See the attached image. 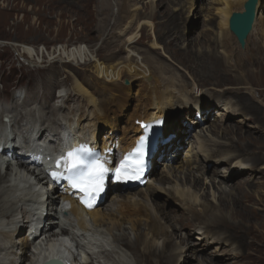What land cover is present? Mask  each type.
Masks as SVG:
<instances>
[{"label":"rangeland","instance_id":"374dc122","mask_svg":"<svg viewBox=\"0 0 264 264\" xmlns=\"http://www.w3.org/2000/svg\"><path fill=\"white\" fill-rule=\"evenodd\" d=\"M103 1L104 0H0V103L3 105L6 103L12 104L13 102L15 103V99H21L22 101L24 96L27 95V98H30L29 100L32 102L28 108L35 110V108H39L40 101H42L47 106L49 105L47 104L48 102L52 105L48 107V109H45L49 111V108H52L54 103L59 104L61 102L58 101L60 100L58 96L64 89L61 88L62 85L69 89L72 87L71 85L74 83L73 78L75 77L80 84L86 89L88 88L87 90L91 95L95 98L97 97L96 99H98L100 103L102 102L101 111L104 115L103 117L101 116V121L107 117L110 124L109 115L111 116L112 114H117L123 119L119 124L120 129L117 131L118 136H120L124 133L126 122L134 113L136 104L141 98V96L137 94L138 90L141 89L139 86L141 79L135 78L133 80L129 79V76H125L122 82L119 81V85L126 87V90L121 91L118 90L117 87V89H115V86L103 80L102 77H97L95 71L91 69L95 65L94 63L102 66H115L120 62L127 61L134 54L136 61L138 60L141 63L150 62L155 74L157 73L156 76H161L158 70L160 71V68L164 66L170 68V71L165 72L167 76L173 73L180 76L183 75L187 82L191 83V85L193 84L191 87H193L194 96L199 95L201 99L216 97L212 100L217 102V104L212 106L211 110L208 111V116L204 117L205 120H207V118L209 120L204 123L202 122L200 127L196 126L192 134H200L204 138L218 142H227V139L221 136V132L219 135H216L209 131V126L211 124L222 123L224 127H228L234 131V138L236 137L235 141H237L239 136L245 135L246 132L259 130L258 133L254 134V137L261 142L248 146V152H245L243 156V163L241 165H234V169L233 166L227 165L225 160L220 161L217 158L203 160L205 164L204 172L201 173V175L200 173L197 175L203 178L205 182L204 187L199 190L191 186L190 183L184 186L185 190H189L190 192L195 191V194L198 196L197 204L193 205V208L196 211L201 209V204L204 203L202 198L203 194H209V201L216 203L219 193L222 190H225L227 193L230 192L231 187L237 184L239 180L247 177L248 174L250 176L252 172H254L252 173V180L254 182L252 184L257 183L251 189L248 188L249 183L244 185V187L247 189V193L250 194L251 191L254 193L256 197L255 200H258V204L254 205L252 202H247L254 207V209L250 211L251 215L245 211L246 206L244 204L238 207L244 214H235L234 221L229 218L226 226H208L207 229L212 232L214 236L208 234L207 238H204V241L203 237H205V234H203L201 227L205 225V219L189 220V215L183 218L177 217L176 214H186L182 212V205L180 204L181 199L177 196H173V193H171L172 196H170V198H172V200L170 201L166 199V197L170 195L166 194V192H162V196H157L156 198L158 200H153L150 197H133V200L138 201L142 198V202L150 204L149 209L143 212L145 215L143 217L144 220H146L147 213L149 212L154 216H158L162 222H165L164 217H166L167 214H171L174 218L180 219L182 226H184L183 229H176L175 232L174 229L170 227L168 233H166L168 237H170L172 232L177 235L174 249L177 250V247L179 248L177 251L180 250L179 253L176 251L178 255L176 260L171 259L174 261L167 262V264H264V245L258 246L255 244V241L253 242V234L255 232L259 238L261 234L264 235V174H262L263 171H259L264 161L258 164L256 169L252 171V163L250 160H253L259 155V145L264 144V135H262L264 134V129L262 130L261 128V126L264 128V121L262 119L264 118V37H262L264 36V24L262 25L261 23L262 19L259 20L261 22L258 23L257 29L253 33L254 35L251 34L247 38L246 46L243 48L230 29L229 32L231 35L227 38V44L224 45L221 43L222 34L220 33H223L225 29L224 27L221 28L220 22L222 19L218 17L219 15L216 11L217 7L222 6L219 0H133L127 4H125V0H105V4H109L111 7L110 12H108L109 14H103L99 11V7L103 4ZM124 5L133 7H129L130 10L133 9L132 11L138 9L144 10L147 14L150 12L155 13L151 18L137 19L128 30L126 29V31L121 34H114L115 36L110 39L111 41L105 39L108 32L112 29L121 32L123 26H118L116 19L120 14L121 7H124ZM262 8L260 16H264V3ZM105 17L108 18L106 20L109 21V28L107 33L103 35V20H105ZM212 19H214V23L210 22ZM144 26L146 28H144ZM221 29H224V31ZM135 35L137 36L136 39H138V43L129 45V38L131 37L133 39ZM258 40L263 51H260L261 53L257 48V43H255ZM80 45L90 53V60L86 63L83 60L82 63L67 61V64H65L59 59L56 60L49 56L55 51L59 54L60 49L67 48V50H71ZM129 47L132 49V53H130ZM27 48L33 52L34 56L26 52ZM211 49L215 50V53L218 52L222 59L221 61L214 60L217 62L216 66L212 64V61L203 60L199 55L196 56V53L199 54L202 51L208 52ZM114 50L116 52H114ZM188 52L191 53L189 54ZM227 53L230 55L232 54L230 58ZM231 59L233 60L231 61ZM200 60L202 63L214 67L225 64L222 66V69L228 72L230 81L214 82L213 84L202 83V80L209 75L207 72L212 73V71L203 72V70L198 69L201 64ZM236 62H238L237 64L240 68L236 67ZM241 67L243 69H249L251 72L243 73V69L240 70ZM171 70L174 71L171 72ZM246 72H248V70ZM174 74L172 76H174ZM163 75L166 76L165 74ZM241 76H244L245 79H239L237 82V77ZM216 77L218 78L219 76ZM216 77L210 81L223 80V76L218 79ZM126 80L128 82H126ZM200 80L204 86L198 84ZM161 85L162 87L165 86L164 84ZM224 88H229L228 91H230V93L224 98L218 97V94L221 92L219 90H223ZM119 92H121V94ZM176 92H173L170 95V99L166 102V106H168L169 110H171L170 112H172L168 120L175 122L179 119L182 120L188 111L186 107L174 108L180 105L181 102L184 105L188 104V101L182 98L179 99L177 95L178 92ZM51 95L54 98L53 100L48 98V96ZM123 95L124 97H121ZM191 96L194 97L193 95ZM47 98L49 99L48 102L46 101ZM220 99L229 100L230 106L234 104V110L238 109L239 111L230 113L229 110V112H226L223 111L222 108L221 111L223 115L217 117L220 109ZM73 100H77V102L81 104H86L81 97L73 98ZM1 104L0 108L2 107ZM69 104L72 108L73 105L70 103V100L68 101L67 107L70 106ZM102 105L106 107H102ZM94 109L87 108V114L92 117ZM20 110L23 109H19L17 112ZM64 115H70V111H65L62 116H58V118L62 120V126L65 125L63 119ZM97 115L99 117L98 111ZM225 115L226 117L223 120V116ZM228 115L230 119L227 120ZM163 118L164 122L167 121L166 116H163ZM240 120H244L246 123H242ZM156 121L158 123L159 120L157 119ZM115 122L116 121H112V124ZM234 126H241L242 129L235 128ZM103 127V133H105L109 129V126L106 127L104 125ZM164 127L165 126L162 125L161 131L165 132L166 127ZM202 128H204L205 131L202 130ZM190 140L193 144L195 138L193 136H188L187 139L185 138V140H183L186 144L181 147V158L185 157ZM201 140L203 139H200V141ZM197 143L198 142H195V145H197ZM191 148L192 145L190 149ZM231 148H237V144L233 145ZM250 148L251 150H249ZM261 152L264 153V150ZM254 155L256 156L254 157ZM199 159H201V155L198 156V160ZM163 162L164 159H160L159 164L162 163V165H159L160 173L164 170ZM172 162L171 160L169 163L172 164ZM234 162H236V160H234ZM178 164V166H181V161ZM235 167L241 169L235 170ZM243 170L244 173L241 174ZM3 172L5 173V171ZM213 178H215V182L211 185L210 179ZM222 178L225 179L224 183L221 182ZM178 183L181 184L179 180ZM155 184L157 185L158 183L156 182L154 185ZM145 187L146 185L144 187L137 186L136 188L126 187L122 189L121 193H124V195H126L124 197H127L128 193L136 191L135 189L144 192ZM166 187V190L170 191L172 187H176V183L170 182L166 184ZM180 187H182V185ZM113 191H115V189L110 191L105 202L102 204L105 209L114 196ZM176 200H178V202H176ZM153 201L158 203L157 207H153L154 205L152 206ZM230 208H233V205H230ZM230 208L227 211V216H230ZM169 221H171V219H169ZM201 223L203 224L201 225ZM131 225L132 224L127 220L123 223V227L128 229H130ZM115 232L118 234L120 233L119 230ZM128 232L134 236L133 231L128 230ZM22 236L26 237L25 231L22 233ZM100 236L103 235H97V237ZM164 239L165 238L158 239V244L162 246ZM105 244L107 248H109L108 251L115 248L113 243ZM95 248L98 250L102 249V247L99 246ZM103 248H106L105 245ZM126 250V253L125 251L122 253V251L118 250L119 254H115L116 257L114 255L112 261L119 256L124 259L127 264H138L133 253L128 249ZM31 255L32 251H28V257ZM100 256H98L97 252L95 257L91 258L92 262H94V264H102L100 260L103 259ZM28 263L29 262L26 261L23 264ZM154 264L161 263L155 261ZM164 264H166V262Z\"/></svg>","mask_w":264,"mask_h":264},{"label":"bare ground","instance_id":"6f19581e","mask_svg":"<svg viewBox=\"0 0 264 264\" xmlns=\"http://www.w3.org/2000/svg\"><path fill=\"white\" fill-rule=\"evenodd\" d=\"M131 1L133 0H125V4L130 3ZM246 1L247 0H219V3H221L222 6L217 7L216 11L219 15L218 17L222 19L220 22L221 28L224 27L225 29V31L224 29H221L224 32L220 33L222 34L221 43H223L224 45L227 44V38L231 35V33L229 32V21L233 13L244 11V5ZM102 3L103 4L99 7V11L103 14L110 12L111 7L109 6V4H105V0ZM263 3L264 0H259L258 2V17H256L257 20L254 24V29L251 32L252 35H254L253 33L256 31L259 22L262 21V25L264 24V16H260V13H262L263 9ZM129 7L128 5H124V7H121L120 14L116 19V23L118 24V26H123L121 32H117L112 29L108 32L105 39L110 40L113 36H115L114 34H121L122 32L126 31V29L128 30L132 23L137 19H144L147 17L151 18L155 13L150 12L149 14H147V12H144V10L142 11L138 9L132 11L133 9L130 10ZM106 19L108 18L105 17V20H103V35L107 33V30L109 28V21ZM210 22L214 23V19H212ZM144 28L146 27L144 26ZM136 38V35L133 39L130 37L129 45L138 43V39ZM255 43H257L256 45L259 52L262 51L259 40ZM83 48L81 45L71 50H67V48H64L59 50V54H57L55 51L49 56L55 58L56 60L59 59L65 64H67V61H77L78 63H82L83 60L86 63L88 60H90V53H88L87 50ZM129 51L130 53H132V49L130 47ZM26 52H28L30 55H33V52L30 49L28 50V48ZM114 52L116 51L114 50ZM188 53L190 54L191 52ZM197 55H199V57L203 60L212 61V64H215V66L217 64V62L215 61L222 60L218 52L215 53V50L212 49L208 52L202 51L199 54L196 53V56ZM227 55L230 58L232 54L230 55L227 53ZM232 60L233 59H231V61ZM200 63V68L198 67V69L203 70V72L212 71V73L207 72L209 75L206 78L203 77L204 80H202V83L213 84L214 82L230 81L228 72L222 69V66H224L225 64L222 66L218 64L219 67H214L212 65L202 63V61ZM237 63L238 62H236V67L238 68L239 66ZM94 64L95 65L91 69L95 71L97 77H102L103 80L115 86V89L118 88V90L121 91L126 90V87L119 85V81L122 82L125 79V76H129V79L133 80L135 78L141 79L139 82V86L141 89H139L137 93L138 96H141V98L136 104L134 113L130 118H128L126 122L124 133L118 138L120 148H130L135 143L136 138L143 133L142 123H146L150 119H158L159 123L166 127L165 132L170 135L172 134V136H169L171 137V139L170 141H166L167 138H169L168 136L167 138H163L161 135H158V140L157 142H155V146H157L158 150L153 159L154 167L150 172L152 177L150 183L146 185L144 192L135 189L136 191L129 192L127 197H124L126 195H124V193H121L122 189L124 188H122V186H118L116 188V191L113 192L114 196L112 197L106 209L101 204L93 211H86L82 207L77 205L73 200L71 209L68 210V213H66L64 217H61V198L65 199L68 197L65 195H59L57 194V192L47 190L45 186L47 179L44 175V172L40 171L39 173H37L32 170L31 166L26 163L27 158L23 157V153L21 152L22 143H19L17 146L16 139L18 134L15 133L14 136L9 140V142H12L14 146V150L10 151V153L16 156V159L18 160L17 164L15 163V159L5 160V163H2L4 160L0 162V264H23L26 261L29 262L28 264L38 263L39 257L30 248L31 242L29 236L23 237L24 235L22 236V233L25 231L29 223H32L33 221H40L42 220V218L45 224L41 229V233L42 235H46V241H48V244H46V247H44V255L47 257L56 256L57 258L66 261L67 263L71 261V264H81L77 258L72 261V257L74 256V254L70 249H67L68 252L66 251V249L64 250L66 244L62 239H60V236L65 235L68 238H71L72 241H81L82 237H84L87 238L85 239V241L87 242L93 241L95 242V244L99 242L101 244V246L99 247H102L99 252H95L92 250V248H88L91 252L86 250L85 254L88 258H94L95 254L98 252V256L101 255L100 257H102L103 259L100 260L102 264H119L121 262V264H127L124 259L119 256L117 259H114L112 261L113 256L115 254H119L118 250L122 251V253L123 251H125L126 253V249L130 250L133 253L134 258L138 264H154L155 261H159L161 264H164L166 262L167 264V262L174 261L171 259L176 260L178 256L177 252L179 253L180 250L177 251L179 249L177 247V250L174 249L175 238L177 236L174 232L176 229H183L184 226H182L180 219L174 218L173 216H171V214H167V216L164 217L165 222H162L160 218H158V216H154L153 214H151V212L148 211L149 213H147L146 220H144L143 217L145 215L143 214V212L149 209L150 204H145L144 202H142V198L138 201H134L133 197H150L153 200H158L156 197L162 196L161 193L166 192V194H170L168 195L169 197H166V199L170 201L172 200V198H170V196H172L171 193H173V196H177L179 197V199H181V203H179L182 205V212L186 214L183 215V213H179L176 214L177 217L183 218L189 215V220L205 219V225L201 227V230H203V234H205V237H203V239H206L208 234H212L214 236V234L207 229L208 226H226L228 224L227 222L229 218L233 219L234 221L235 214H244V212L242 210L240 211V208L238 209V207L245 204V211L250 214V211L253 210L254 207L247 202H252L254 205L258 204V200H255L256 197L254 193L252 191L250 192V194L247 193V189L244 187V185L248 183L249 189L255 186L257 182L255 184H252L254 183L252 180V173L254 172L250 173V176L248 174L247 177L239 180L237 184L230 188V192L227 193L225 190H222L219 193L218 201L216 203H212V201H209V194H203L202 198L204 200V203L201 204V209H199V211H196L193 208V205L197 204V194H195V191L190 192L189 190H185L184 186H186L187 183H190L191 186L199 190L204 187L205 182L203 178L197 175L198 173H200L201 175V173L204 172L205 164L203 160L211 158H217L220 161L225 160L227 165L233 166V169L234 165H241L243 163L242 160L245 152H248V146L260 142V140L254 137V134L258 133L259 130L246 132L245 135H242L241 137L239 136L237 138V141H235L236 137L234 138V131L232 129L224 127V124L222 123L211 124L209 126V131L212 134L216 135H219L221 132V136L227 139V142H218L212 139L204 138L200 134H192V132L196 129V126L200 127L202 122L204 123L209 120L208 118L207 120H205L204 117L208 116V111L211 110L212 106L217 104V102L212 100L216 97H206L201 99L199 95L194 96L195 93L193 92V87H191L193 86V84L191 85V83L187 82L183 75L180 76L173 73L174 76H172L173 74L167 76L165 72L170 71V68H167L166 66H160L161 70H158V72L161 74V76H156L157 73L155 74V71L154 69H152L150 62L141 63L138 60L136 61L134 54L127 61L120 62L115 66H102L97 63ZM242 69L243 68L241 67L240 70ZM247 70L248 72H246ZM173 71L171 70V72ZM242 72L249 73L251 71L249 69H243ZM163 74H165L167 77ZM216 76H223V80L210 81ZM148 77H151L149 81ZM239 79L244 80L245 78L244 76L237 77L236 81L238 82ZM73 82V85H71L72 87H70L69 89L62 85L61 88L64 89L58 96V98L60 99L58 101L61 102L59 104L54 103L53 107L49 108V111H46L45 109H48V107L52 106L48 102L49 99H54L52 95L48 96L49 99H46V101L48 102L47 104H49L48 106L44 102L40 101L39 108H35V110L32 108H28L32 104V102L29 100L30 98L28 99L27 95H25L22 101L21 99H15V103L13 102L12 104L6 103L3 105L0 103L2 105V107L0 108V118H2L3 116L8 118L13 128L21 126L22 138L27 140L33 135H37L41 138L40 140L49 139L50 144L54 145L56 150H58L60 148L59 146L62 145V143H58L56 140L57 138L59 139L61 131L63 129L69 131L75 130V134L72 135L74 138H84L96 142L97 138H100V132H102L104 128L103 126H109L108 128L110 130L108 129L106 131L107 133H105L106 138L104 139V145L108 146L109 141L116 143V137L118 136L117 131H119L120 129L119 124L123 119L117 114H112L111 116L109 115L110 124L106 116V119L104 118L101 121L100 118L104 115L101 111L102 102L100 103V101L96 99L97 97L95 98L93 95H91L87 90L88 88L86 89L82 84H80L75 77L73 78ZM202 83L201 80L200 82H198L199 85L204 86V84ZM161 84H164L165 86L162 87ZM228 89L229 88H224L223 90H219L221 92L218 94V97L224 98L225 96H227L228 93H230ZM173 92L177 93L179 99L182 98L185 101H188V104L184 105L181 102L180 105L174 107H186V110H188L184 118L182 120L179 119L176 122L168 120V118H170V116L172 115V112H170L171 110H169V107L166 106V102L168 101V99H170V95ZM119 93L121 94V92ZM191 95H193L194 97H192ZM76 97H81L86 104H81L77 102V100H73V98ZM121 97H124V95ZM69 100L73 105L72 108L70 104V106L67 107ZM219 105L220 109L218 111L217 117L223 115V112L221 111L222 108L223 111H230V113L239 111L238 109L234 110V104L230 106V101L227 99H220ZM86 107L93 109L95 108L93 110L94 113L92 112V117L87 114ZM102 107L106 106L102 105ZM19 109H23L25 111L20 110L19 112H17ZM68 110L70 111V115L63 116L65 125L62 126V120L58 118V116H62V114ZM97 111L99 112V117L97 115ZM163 116L167 117V121L164 122ZM225 117L226 115L223 116V120ZM228 119H230L229 115L227 120ZM262 119L264 121V118ZM112 121L116 122L112 124ZM240 122L246 123L244 122V120H240ZM234 127L242 129L241 126ZM261 128L262 130L264 129L263 126H261ZM202 130H204V128H202ZM188 136H193L195 138V141L192 144L190 140L189 145L186 149L185 157L181 158V147L186 144L183 140H185V138L187 139ZM200 139L203 140L200 141ZM195 142H198L197 145H195ZM234 143L237 144V148L232 149L231 147L235 145ZM191 145L192 148L190 149ZM258 149L259 155H254V157L256 156V158L253 157V160L250 159L252 163V171L256 169L258 164H261L264 161V153L261 152L264 150V144H260ZM249 150H251V148ZM9 155V153H5L4 156L8 158ZM200 155L201 159L198 160V156ZM158 157H163L164 159V170L161 173L159 172V165H162V163L159 164ZM166 160L169 162L172 160L173 162L171 164ZM234 160H236V162H234ZM180 161L182 165L178 166V163ZM240 169L241 168L237 169L235 167V170ZM3 171H5V173ZM259 171H263L262 174H264V163ZM243 173L244 170L241 172V174ZM34 179L38 181L39 185L35 183ZM214 179L215 178L210 179L211 185L214 184ZM178 180L179 182H181V184L178 183ZM221 180V182L224 183L225 179L222 178ZM156 182L158 184L154 185V183ZM170 182H175L176 187H172L171 190L168 191L166 190V184H169ZM109 183H111V181H109ZM181 185L182 187H180ZM112 187L113 186H110L109 190H112ZM178 200H176V202H178ZM230 205H233V208H230ZM152 206L157 207L158 203L153 201ZM229 208L230 216H227V211ZM169 219H171V221H169ZM126 220L132 224L130 229L123 227V223ZM38 223L40 224V222ZM202 224L203 223H201V225ZM170 227L174 229V232H172V234H170V237H168L166 233H168V229ZM116 230H119L120 233H116ZM128 230L133 231L134 236H132L131 233L128 232ZM99 234L103 235L100 236L103 239L97 237V235ZM38 236L39 235L37 234L36 239H39ZM160 238H165L163 240L164 242L162 246L157 242V240ZM254 241L258 246H263L264 235L261 234L259 238V236H257V233L255 232L253 234V242ZM105 243H113L116 249L114 248L113 250L108 251V249L103 248ZM85 244L86 243L83 242L84 246ZM36 250L39 251V249ZM28 251H32V255L29 257ZM86 264H94V262H88Z\"/></svg>","mask_w":264,"mask_h":264},{"label":"water","instance_id":"95a60500","mask_svg":"<svg viewBox=\"0 0 264 264\" xmlns=\"http://www.w3.org/2000/svg\"><path fill=\"white\" fill-rule=\"evenodd\" d=\"M258 2L259 0H247L244 11L233 13L230 19V29L237 36L243 48L246 46V40L254 27L258 14Z\"/></svg>","mask_w":264,"mask_h":264}]
</instances>
